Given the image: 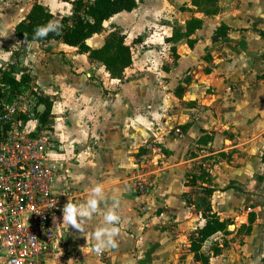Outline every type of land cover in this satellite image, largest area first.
Instances as JSON below:
<instances>
[{
    "label": "crops",
    "instance_id": "crops-1",
    "mask_svg": "<svg viewBox=\"0 0 264 264\" xmlns=\"http://www.w3.org/2000/svg\"><path fill=\"white\" fill-rule=\"evenodd\" d=\"M72 1L0 0V70L16 78L28 75V85L52 99L50 123L59 148L50 157L61 169L56 187L68 190L66 203H80L89 212L84 230L68 225L63 211L53 218L55 235L45 245L43 261L264 264V83L253 74L235 81L211 70L199 77L195 69L185 83L181 62L196 58L191 54L196 46L188 55L175 50L176 63L162 66L158 46L164 38L158 35L169 37L171 27L154 30L147 40L145 21L141 15L136 20L138 5L150 0H136L132 11L112 15L86 40L97 49L112 31L124 36L131 64L121 79L110 78L101 62L59 40L21 42L15 36L16 24L34 4L59 22L72 15ZM152 144L168 155L165 160L155 155L148 167L141 148ZM139 168L147 183L141 193L133 181ZM201 172L210 212L227 229L192 251V236L206 218L204 207L187 202L186 179ZM96 186L100 192L93 191ZM91 199L97 201L95 210ZM109 211L120 217L116 246L95 252L86 235L106 226ZM170 225L186 230L179 229L174 240L164 232Z\"/></svg>",
    "mask_w": 264,
    "mask_h": 264
},
{
    "label": "built area",
    "instance_id": "built-area-1",
    "mask_svg": "<svg viewBox=\"0 0 264 264\" xmlns=\"http://www.w3.org/2000/svg\"><path fill=\"white\" fill-rule=\"evenodd\" d=\"M29 87L9 94L0 81V264H46L42 253L55 235L52 221L69 195L66 188L57 189L61 169L51 164L59 148L51 112L40 122L45 105L39 99L48 94ZM139 171L136 183L143 188L147 183Z\"/></svg>",
    "mask_w": 264,
    "mask_h": 264
},
{
    "label": "rangeland",
    "instance_id": "rangeland-1",
    "mask_svg": "<svg viewBox=\"0 0 264 264\" xmlns=\"http://www.w3.org/2000/svg\"><path fill=\"white\" fill-rule=\"evenodd\" d=\"M191 1L150 0L147 3L144 2L143 6L138 5L136 20L138 21L141 15L145 21L147 40L149 33H153L154 30L167 29V24L170 27L174 26L182 35L185 33V36L176 43H166L164 39L167 34L158 35L159 38L162 39V36L164 38L158 46L162 66L168 67L177 61L179 56L175 55V50L179 49L181 54L188 55V49L196 46L191 53L196 58L189 57V60L180 61L183 67L180 70L185 75L183 78L185 83L188 84L195 75L192 72L194 69L199 73V77L211 70L223 75L227 74L235 81L239 76L253 74L264 83V0H197V5H193ZM204 11H214V13L206 14ZM193 19H199L201 26L190 33V29L196 24L191 22L187 26L186 23ZM222 26L225 28H221ZM142 43L143 40L139 44L142 45ZM198 81L201 83L203 80ZM28 88H30L29 85L26 86V89ZM141 151H143L141 153L144 158L143 165L148 167L155 155H160L162 160L167 159L168 155L166 150L155 144L148 145L145 149L141 148ZM135 174L138 172L136 171ZM186 180L187 202L194 209H203L205 203L208 202V187L205 185L203 173L201 172L196 178L187 175ZM133 181L137 192L141 193L143 189L136 183L135 177ZM188 186L192 187L188 190ZM181 228L186 230L183 226L170 225L164 232H169L173 239L177 240V234ZM228 229L232 227L229 226ZM193 238L195 237L192 236Z\"/></svg>",
    "mask_w": 264,
    "mask_h": 264
},
{
    "label": "trees",
    "instance_id": "trees-1",
    "mask_svg": "<svg viewBox=\"0 0 264 264\" xmlns=\"http://www.w3.org/2000/svg\"><path fill=\"white\" fill-rule=\"evenodd\" d=\"M191 3L193 5L198 4L197 0H192ZM72 5V15L62 17L58 22L61 25L59 33L49 32L44 38L34 39L35 28L47 24L51 19V14L43 6L34 4L28 15L16 24L14 28L15 36L21 42L59 40L64 44L76 47L79 53L86 54L89 59L101 62L110 78L121 79L124 69L131 64V48L125 44L124 36L118 31H112L106 37L103 45L97 49H91L86 44V40L93 34L99 33L103 28V22L112 15L122 11H132L136 7V0H74ZM204 12L206 14L214 13V11ZM191 22L196 25L190 29V33L194 31L193 29L201 26L199 19H193L186 25H190ZM221 28H225V26ZM184 36L185 33L182 35L174 26H171V34L164 40L167 43H176ZM136 41L134 40V43ZM0 81L8 84L9 88L7 90L11 94L26 90L29 78L26 74L16 78L10 75L8 71L0 70ZM39 101H42L45 105V110L40 116V122L43 124L47 122L50 115L52 99L46 96L40 98ZM205 174L208 173L205 172ZM203 214L206 222L194 234L195 238H193L191 245L192 251L199 250L201 244L211 235L227 229L226 222L220 221L216 214L210 212L208 203L204 205Z\"/></svg>",
    "mask_w": 264,
    "mask_h": 264
},
{
    "label": "clouds",
    "instance_id": "clouds-1",
    "mask_svg": "<svg viewBox=\"0 0 264 264\" xmlns=\"http://www.w3.org/2000/svg\"><path fill=\"white\" fill-rule=\"evenodd\" d=\"M61 25L58 22L50 21L45 25L35 28L33 38H44L49 32L59 33ZM100 186H96L93 191L100 192ZM97 201L95 199L89 200V207L95 210ZM89 212L85 211L80 203H66L63 208V219L68 225L74 226L76 229L84 230L83 217L88 216ZM106 226L103 228H96L90 234L86 235L87 242L91 245V250L95 252H102L109 247L116 246L115 237L118 235L119 229L115 226L120 217L109 211L105 215ZM94 242V243H93Z\"/></svg>",
    "mask_w": 264,
    "mask_h": 264
}]
</instances>
